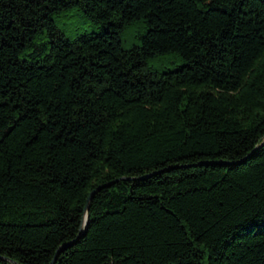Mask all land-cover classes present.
Returning <instances> with one entry per match:
<instances>
[{
    "label": "trees",
    "instance_id": "obj_1",
    "mask_svg": "<svg viewBox=\"0 0 264 264\" xmlns=\"http://www.w3.org/2000/svg\"><path fill=\"white\" fill-rule=\"evenodd\" d=\"M6 259L264 264V0H0Z\"/></svg>",
    "mask_w": 264,
    "mask_h": 264
},
{
    "label": "rangeland",
    "instance_id": "obj_2",
    "mask_svg": "<svg viewBox=\"0 0 264 264\" xmlns=\"http://www.w3.org/2000/svg\"><path fill=\"white\" fill-rule=\"evenodd\" d=\"M55 23L68 39H75L81 34L99 31L89 19L77 11H70L55 17Z\"/></svg>",
    "mask_w": 264,
    "mask_h": 264
},
{
    "label": "water",
    "instance_id": "obj_3",
    "mask_svg": "<svg viewBox=\"0 0 264 264\" xmlns=\"http://www.w3.org/2000/svg\"><path fill=\"white\" fill-rule=\"evenodd\" d=\"M95 192H96V190L95 191H92L90 193V195L88 196L87 200H86V204H85V207L83 209V216H82V221H81V226H80V232L78 234V237L81 235V232L83 231V228L86 226L87 218H88V208H89V204H90V201H91V199H92V197H93V195H94ZM64 247H66V246L60 247L59 250H58V252L61 249H63ZM6 260H8V259H6ZM8 261H10L12 264H18V263L14 262V261H11V260H8ZM52 261H51L50 264H52Z\"/></svg>",
    "mask_w": 264,
    "mask_h": 264
}]
</instances>
